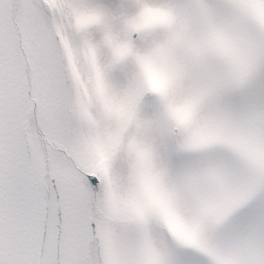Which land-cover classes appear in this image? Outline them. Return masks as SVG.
<instances>
[{"label":"snow or ice","instance_id":"1","mask_svg":"<svg viewBox=\"0 0 264 264\" xmlns=\"http://www.w3.org/2000/svg\"><path fill=\"white\" fill-rule=\"evenodd\" d=\"M0 264H264V0H0Z\"/></svg>","mask_w":264,"mask_h":264}]
</instances>
